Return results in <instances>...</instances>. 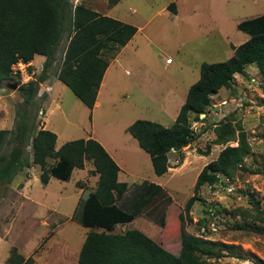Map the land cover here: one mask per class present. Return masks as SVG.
<instances>
[{"label": "rangeland", "instance_id": "obj_1", "mask_svg": "<svg viewBox=\"0 0 264 264\" xmlns=\"http://www.w3.org/2000/svg\"><path fill=\"white\" fill-rule=\"evenodd\" d=\"M68 2L72 7L81 3L102 16H117V20H127L139 28L137 48H128L129 52H124L122 57L116 53L109 64L120 58L122 65L128 64L125 67L144 68L141 81L147 99L137 116L166 128L173 125L171 116L185 101L188 89L199 80L202 63L228 60L231 53L227 45L238 46L248 37L237 31L234 24L264 14V0H121L112 8L108 0ZM171 2L175 3L178 12L175 19L171 15L168 18V13L161 10ZM67 42L68 31L63 34L45 83L55 79ZM107 54L112 56L113 52ZM138 58L146 66L135 64ZM168 58L173 64L166 66L165 59ZM44 60V57H37L26 69L30 78H25L24 84L39 77ZM245 73L244 77L234 76L231 87L234 93L221 89L212 96L211 105L216 108L206 110L202 122L195 123L194 116L190 117L194 140L180 154L168 155L170 167L162 177L154 174L150 162V168L146 170V154L136 150L135 144L126 138L128 134H123V125L116 122L112 106L102 105L97 110L91 128L88 110L57 81L49 100L41 87L45 83L40 84L38 95L26 112L36 113L39 129L56 132L55 150L66 142L86 138L90 132H95V136L105 135L117 146L112 154L127 172V176L121 174L120 179L130 189L145 181L161 184L158 186L170 199V205L163 206V209L166 207V226L161 228L142 215L116 224L115 234L139 230L164 250L178 256L184 220L187 233L234 247L232 254L221 252L224 257H203V264H264V236L245 230H264V82L253 67H248ZM131 82L118 70L109 77L112 88L119 86L122 93L130 90ZM17 84L24 85L18 75L0 88V130H13L22 114L23 100ZM13 86L16 89H12ZM41 91L44 94L39 96ZM125 98H119L121 102L116 107L127 105L129 100ZM224 100L227 105L219 106ZM85 109L87 114L82 113ZM219 121L230 123L236 130L235 136L225 145L213 144L215 123ZM240 129L250 147L243 160L244 170L230 178L221 176L215 186L200 187L198 199L186 215L184 206L194 196L198 174L225 146L238 145ZM207 149L208 156L199 155ZM53 162L49 159L47 167ZM92 170L91 163L85 162L83 169H75L67 182L50 178L43 186L39 180L40 168L33 166L0 188V264H6L13 248L24 260L31 258L33 264H77L87 233L91 230L100 232L85 228L73 218L79 199H87L95 189L97 176L90 174ZM215 251L220 252V248L216 247Z\"/></svg>", "mask_w": 264, "mask_h": 264}, {"label": "trees", "instance_id": "obj_2", "mask_svg": "<svg viewBox=\"0 0 264 264\" xmlns=\"http://www.w3.org/2000/svg\"><path fill=\"white\" fill-rule=\"evenodd\" d=\"M120 1L108 0V3L114 7ZM167 10L175 14V4L170 3ZM236 27L249 36L248 40L232 47L233 55L228 60L202 63L199 80L188 89L171 127L136 120L127 128V133L149 156L156 176L164 175L169 169V153L180 154L194 140L190 117L194 116L195 123L205 119H199V116L210 110L211 94L214 97L221 89L234 93L231 88L234 76H245L246 69L251 66L264 82V14L244 20ZM67 31V46L54 77L91 111L109 61L135 36L137 28L102 16L81 3L72 7L68 0H0V88L4 82L12 80L10 73L14 64L30 63L35 56L45 58L39 77L24 85L17 84L23 103L22 114L14 129L0 130V188L33 166L40 168L39 180L43 186L50 178L67 182L73 170H81L85 162H90L93 167L90 174L97 176L96 186L87 199H79L73 218L85 228L100 232L91 230L87 233L77 264H203V257H224L221 252L232 254V246L187 233L184 220L181 222L178 256L167 252L139 230L114 233L116 224L142 215L163 228L170 199L156 184L145 181L130 189L126 183L119 182V167L93 139L66 142L55 150L56 134L39 129L36 113L26 112L38 95L39 85L48 79L57 48ZM110 52H113L112 56H108ZM235 134L230 123L219 121L215 123L213 144L225 145ZM237 137L236 147L225 146L198 174L194 196L184 206L186 215L198 199L200 187L215 186L221 176L230 178L237 171L244 170L243 160L250 147L241 129ZM209 153L207 149L199 155L206 157ZM49 159L54 162L47 167ZM163 206L166 207L163 209ZM245 230L264 236V230ZM216 247L220 252L216 253ZM6 264H33V261L31 258L24 260L13 248Z\"/></svg>", "mask_w": 264, "mask_h": 264}, {"label": "crops", "instance_id": "obj_3", "mask_svg": "<svg viewBox=\"0 0 264 264\" xmlns=\"http://www.w3.org/2000/svg\"><path fill=\"white\" fill-rule=\"evenodd\" d=\"M175 7H176V5H175ZM165 8H166V6H164L161 10L163 11V13H165V12L168 13V18H169L170 15L174 19L178 17V12H176L175 14H172V13H170L167 10V8L166 9ZM177 11H178V7H177ZM116 17L113 18V19L117 20L118 17L117 18ZM256 17H258V16H255L253 18H256ZM253 18H250V19H253ZM118 21H120V20H118ZM121 22L129 24L127 22V20L126 21H122L121 20ZM240 22H242V21H238L236 24H234V26L236 27ZM132 26H134V25H132ZM135 28H137V27H135ZM236 30H237V27H236ZM138 33H139V28H137V33L128 42V44L125 47L120 49L118 57H122L124 52L125 53L129 52L128 48H130V47H133L134 49L137 48L138 44H137L136 40L138 38ZM248 38H249V36L245 37L244 40H242L240 43L241 44L244 43L245 41L248 40ZM227 47H228V50L230 51L231 56H232L233 55L232 47H237V46H233V45L229 44V45H227ZM131 54L133 55V53H131ZM37 57H41V56H35L34 60L32 62H30V63L33 64V62L37 59ZM41 58H43V57H41ZM135 64H141L142 66H146V63L144 61H142L141 58H138V63H135ZM171 64H173V61L170 64H166V59H165V65L166 66L171 65ZM125 65H128V64H123L122 65V63L120 62V58L119 59L117 58L114 63L109 64L107 69H106V71H105V73H104V76H103V79L101 81V84L99 86V89H98V92H97L96 101H95L93 109L90 111L89 109H87L84 106L88 110V117L91 116V118H90V124L92 123L91 128H93V126H94L93 120H95V114H96L97 110H99L101 108L102 105H104V106L105 105L106 106H112L113 112H115L116 122H118V124H122L123 125V130H124L123 134H128L127 131H126L127 128L133 122H135L136 120H140V118H138V116H137V113H140L141 110H143V108L145 106V103H146L145 99H147V92L145 91V93H144L143 81H141V80H143L142 72H143L144 68L139 66V67L133 69L131 66H126L125 67ZM127 67H129V69ZM117 70L119 71V73L121 71L124 72V74H126V76L133 81V82H131L130 90H128L125 93H122L123 91H120L121 88L119 86L117 88H112V83H109V77L111 76V74L114 73V71H117ZM57 81L58 80L55 78L52 82H46V83L44 82L45 86L41 85V87H43L45 89V97H46L47 100L50 99V94L53 92L54 86L57 83ZM46 89H49V90L47 91ZM42 93L43 92L41 91L39 96ZM119 98H122V99L125 98V99L129 100L127 105H124L122 107H116V105L121 102V101H119ZM183 103L184 102L179 104V106L177 107L176 112L173 114V116H171L170 120H171V122H173V124H174L175 119H176V117L178 115L180 107L182 106ZM86 109L84 111H82V113L85 112V114H87L86 113L87 112ZM52 111L53 110H51L50 112L52 113ZM156 117L158 118V116H156ZM107 126L110 127V125H107ZM51 131L54 132V130H52V129H51ZM54 133L56 134V132H54ZM56 136H57V134H56ZM128 136L129 137H126V138H129V140H131V142H133V144H135L136 150H140V151L144 152L143 150H141L139 148L136 140L133 139L129 134H128ZM89 138L97 141L105 149V151L109 154V156L115 161V163L117 164V166L120 169V171L118 173V181L119 182H124L123 180L120 179V176H121V174H125L127 176V172L125 170H123V168L119 165V162L116 160V158L112 154L113 152H115L117 150V146L113 142V139L111 137H106L105 135H97V136H95V132L88 133V136H86V138H84V140H87ZM169 154H174V153L172 151ZM146 156H147L146 170H148V168H150L149 165H148V162H150V164H151V161H150V158H149V156L147 154H146ZM74 171L75 170H73L72 174L74 173ZM155 183H159V182L155 181ZM157 185H161V184L159 183Z\"/></svg>", "mask_w": 264, "mask_h": 264}, {"label": "built area", "instance_id": "obj_4", "mask_svg": "<svg viewBox=\"0 0 264 264\" xmlns=\"http://www.w3.org/2000/svg\"><path fill=\"white\" fill-rule=\"evenodd\" d=\"M171 62H172V60L170 58L166 59V64H170ZM31 66H32L31 63L26 64L23 62H18L11 67V73L10 74L14 77H16L17 75L20 76L22 83L24 84L26 82L25 78H28V79L30 78V75L26 73V69H28ZM251 81H253V79ZM253 82H255V80ZM46 90L48 91L49 89H46ZM232 100H236V99H232ZM226 105H227V101H225V100L219 103V106H226ZM215 108L216 107L214 106V109Z\"/></svg>", "mask_w": 264, "mask_h": 264}, {"label": "clouds", "instance_id": "obj_5", "mask_svg": "<svg viewBox=\"0 0 264 264\" xmlns=\"http://www.w3.org/2000/svg\"><path fill=\"white\" fill-rule=\"evenodd\" d=\"M234 79V78H233ZM212 107V106H211ZM213 109H214V107H213ZM210 110H211V108H210ZM213 111V110H212ZM202 116H204V114H201L200 115V118L202 117ZM205 118V116L203 117V119Z\"/></svg>", "mask_w": 264, "mask_h": 264}, {"label": "water", "instance_id": "obj_6", "mask_svg": "<svg viewBox=\"0 0 264 264\" xmlns=\"http://www.w3.org/2000/svg\"><path fill=\"white\" fill-rule=\"evenodd\" d=\"M12 89H16V86H13ZM210 96H213V94H211ZM211 109L214 110L213 107Z\"/></svg>", "mask_w": 264, "mask_h": 264}]
</instances>
